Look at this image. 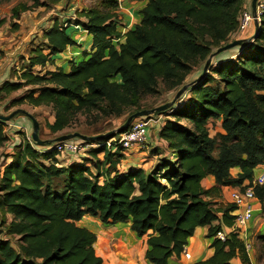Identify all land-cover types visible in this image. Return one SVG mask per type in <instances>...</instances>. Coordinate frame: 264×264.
I'll list each match as a JSON object with an SVG mask.
<instances>
[{
    "label": "trees",
    "instance_id": "trees-1",
    "mask_svg": "<svg viewBox=\"0 0 264 264\" xmlns=\"http://www.w3.org/2000/svg\"><path fill=\"white\" fill-rule=\"evenodd\" d=\"M121 2L99 0L76 16L62 13L46 22L41 43L28 45V54L23 48L0 95L32 87L11 106L51 108L54 120L46 128L54 136L79 115L97 121L145 109L142 103L161 87H184L215 50L255 32L253 22L241 32L242 12L251 13L246 0H147L140 22L124 33ZM77 31L91 36V49L83 52L90 58L72 60L66 72L55 57L78 47ZM215 59L218 65L187 90V100L147 117L171 115L150 127L166 143L152 148L159 159L150 171L123 168L124 150L105 145L112 138L88 142L102 146L87 154H62L27 136L15 144L9 122L0 121V264H104L97 235L78 225L86 216L109 225L131 222L132 232L147 237L151 264L183 257L199 227H208L215 250L200 264H250L240 231H231L236 205L216 208L212 198L221 188L252 186L264 164V14L250 43ZM214 122L222 132L212 135ZM234 168L241 170L238 177ZM209 176L216 186L207 190ZM255 193L264 217V185Z\"/></svg>",
    "mask_w": 264,
    "mask_h": 264
},
{
    "label": "rangeland",
    "instance_id": "rangeland-1",
    "mask_svg": "<svg viewBox=\"0 0 264 264\" xmlns=\"http://www.w3.org/2000/svg\"><path fill=\"white\" fill-rule=\"evenodd\" d=\"M97 1L99 0H61L60 2L55 3V0H39V1L0 0V63L4 64L2 67L4 73H7L8 76L10 77L8 72L9 71L11 72L14 68H16V65L20 66L19 64L22 62V57L20 56V53L22 52L23 48L26 47L27 49L26 52L28 54L30 51L28 45L32 44L36 46L41 43L42 33H43L42 27L46 22L51 21V19L52 20L55 19V16L57 14L63 13L65 15L76 16V13L78 11L80 12L84 8L87 9L92 7L93 5H95ZM121 1H122L121 7L123 8L124 0ZM24 5H27L28 8L27 11L22 10V7ZM15 10L20 11L18 18L14 17ZM121 10L122 9L120 8V11ZM129 11L134 13L132 9H129ZM243 14L244 12H242V15ZM122 16L123 18H125L124 14H122ZM123 18H122V22L124 21ZM253 24L256 27L254 22ZM69 32L73 34L71 30H69ZM88 36L89 35L86 34V37ZM89 37L91 39V36ZM233 41H231L230 43H232ZM87 45L88 44L86 43L84 47H87ZM73 49L75 52H78L77 49L79 48L73 47ZM80 56L81 57L77 59L74 56H73L74 58H72V56L68 57L65 54L64 55L65 59H60V56H56L55 58L57 59L55 60L58 63H60L61 67L65 68L66 72H69L70 61L76 59V62L80 63L90 58L89 56L83 55V51L80 52ZM216 57L213 58L207 74L210 73L212 67H216L218 65V63L216 62L217 60L215 59ZM26 64L27 62L21 66H25ZM205 64H202L196 69L195 73H193L187 79L186 84L191 83L192 81L196 80L198 77L202 75ZM35 71H37V69H35ZM17 76L19 75L17 74ZM31 88L32 87H23L22 89L13 92L8 96H6L5 94H1L0 95V107H2L1 113L2 115L8 116L17 109H22L24 111H27L32 116H34V118H36V120L39 122L40 124L39 133H40V138L42 140L54 139L61 135L73 134V133H81L89 137H96L102 134H107L116 131L118 128H120L132 115L131 114L129 116L128 114L121 118H107L97 121L94 117L79 115L73 126H71L69 129L65 130L60 134L52 136L50 135L49 131L46 128V123L50 121L52 117L53 112L51 108L42 107L41 109L36 110L35 107L29 105L27 102L21 105H17L15 107L11 106V102L13 100L19 99L23 94H26L29 89L31 90ZM180 89H178L177 91L169 92L165 90V88L161 87L160 93L157 97L154 98L149 97L146 101L142 103V108H145L143 110H147L146 108H151L152 106L159 107L164 104L172 102ZM189 96L190 94L187 91L184 92V94L179 98L177 103L181 105L184 102V100H187L189 98ZM169 114L170 112H168L167 114H163L162 116L155 115L152 118L157 119L158 117H161L162 121H166L171 116ZM17 117L15 118L16 120L23 118V120L26 123L24 124L23 123L24 121L21 120H18V122H16V120L13 119L15 122L13 120H12L13 123L9 122L8 123L9 125L6 126V130L10 132V135L13 139H16L17 137L22 139L25 138L26 136L28 138L31 137L33 133V124L31 120L23 114H20ZM172 121L176 122L175 120ZM10 124L12 125L10 126ZM18 130H20V134L19 132L17 133ZM219 130H220V126L218 125L217 122H214L212 126L211 134L215 135L217 132H221ZM153 131L154 129L152 130L150 129L149 136L153 134ZM119 136L120 134L116 135L112 139H119ZM11 142L12 141L10 140L7 144L12 146ZM139 152L140 151H138V154ZM124 154L128 156L130 153L129 151H124ZM147 154L150 155L151 151L148 152ZM122 165L124 166V162L122 163ZM133 167L134 166H132V168ZM262 171L263 170L261 168L258 167L256 168L255 179L261 174ZM55 185L61 186V181H57ZM231 192L232 189L229 190L227 193L229 195L230 200H231ZM253 205L255 209L260 206L258 202H254ZM78 225L90 229L97 235L98 241L96 244V252L100 257H102L104 264H123L122 262L123 260L121 259L123 258V256L119 255L120 246H118V242L119 240L125 239V240H129L128 244L130 245V247L133 244V241L132 242L130 241V231L127 226H122V228H120L118 224L117 225L104 224L98 218H94L90 216L84 217L78 223ZM248 231H249V238L251 241H252V236L255 235L253 240V251L251 252V258H254L255 264H264V245L261 239L259 238L260 237L259 234L264 235V217L262 216L261 212L254 213V217L252 221L248 223ZM205 238L208 241L211 240V238L202 237L203 240H205ZM208 241H206L207 244ZM202 243L203 241H201L200 246H203ZM209 248L207 250L210 255V253L212 252L211 250H213V248L211 246ZM136 254L138 255V252ZM126 264H136V263L135 261H131L128 259ZM235 264H243V263L240 260L237 261Z\"/></svg>",
    "mask_w": 264,
    "mask_h": 264
},
{
    "label": "crops",
    "instance_id": "crops-1",
    "mask_svg": "<svg viewBox=\"0 0 264 264\" xmlns=\"http://www.w3.org/2000/svg\"><path fill=\"white\" fill-rule=\"evenodd\" d=\"M250 3H251V13H252V0H246V6H249ZM146 4H147V0H124L123 1V8L120 6V8L122 9L120 13L121 15L124 14L125 16V18H123L124 21L121 23V25L125 27L124 33L128 29L134 28L137 22H140L139 12ZM129 9H132V11L135 14L130 12ZM126 12H129V13H126ZM245 12H248V11H245ZM254 33L255 32H253L252 29L248 30V32L246 33L247 37L244 39L252 37ZM74 39L78 42V45H77L79 48L77 49L78 52H75L72 47L69 50V52L66 53V56L68 57L72 56V58L76 57L77 59H79L81 57L80 52L82 51L84 52L86 50L91 49L92 40L90 39L89 36L88 37L81 36L78 31ZM86 43L88 45L87 47H84ZM64 55L65 54L58 55V56H60V59H65ZM56 64L57 66H60V63H58L57 61H56ZM3 65H4L3 63H0V85L6 80H8V74L4 73V70H2ZM35 108L37 110V109H41L42 107H35ZM1 109L2 107H0V114H2ZM18 120L24 121L23 118H20V119H17L16 122H18ZM53 120H54V115L52 113L50 122H53ZM23 123L25 124L26 122L24 121ZM11 125L12 124H10V126ZM219 131L222 132L221 128ZM149 135L150 134L148 132L147 141L143 146L134 147L129 150L130 154L128 156L127 155L125 156L126 160L124 162L123 168H130L134 166L133 168H140V169L142 168L145 171H150L153 168V166L156 165L159 159L158 156L151 155V154L149 155L147 153L150 152L152 148L156 146H159L161 148L166 147V143L162 140L157 139V129H154L153 134L151 136ZM14 140H15V144H18L19 137H17ZM138 151H140L139 154H138ZM1 152H2V149H0V153ZM258 168H261L263 170L261 166ZM231 173L234 177H238L239 174L241 173V170L239 168H234L231 170ZM204 185L207 190L215 187L216 186L215 178L212 176L207 177L204 181ZM231 189H240V188H233V187L221 188L218 194L215 195L214 198H212V201L215 203L216 208H220L221 206H228L232 204L231 200L229 199V195L227 194L228 191ZM259 207L256 208V213L261 212ZM118 226H120V228H122V226H127L130 231V241L131 242L133 241V244L131 247L128 244L129 240L122 239V240H119L118 242V246H120L119 255L123 256V258H121L123 260L122 261L123 264H126L128 259L131 261H135L136 264H151L145 258L146 252L149 249V246L147 244V237L139 238L134 232H132L131 222L121 223V224H118ZM208 231H209L208 227H199L196 229L194 236L189 239L188 245H187V251L191 254L190 260L183 258L184 256L181 257L180 259L172 258L169 264H200L201 262H204L210 259L214 255L213 253H215V250L214 249L211 250L212 252L209 255L207 249L212 245L214 239L211 238V240L209 241L206 240V238L205 240L202 239V237H208ZM201 241H203L202 243L203 246H200ZM206 241H208V244L206 243ZM137 252H138V255L136 254ZM237 261H240V259H236L234 262L236 263ZM250 264H255V260L254 258H251V256H250Z\"/></svg>",
    "mask_w": 264,
    "mask_h": 264
},
{
    "label": "built area",
    "instance_id": "built-area-1",
    "mask_svg": "<svg viewBox=\"0 0 264 264\" xmlns=\"http://www.w3.org/2000/svg\"><path fill=\"white\" fill-rule=\"evenodd\" d=\"M263 14L264 0H259L257 3V16L260 25L261 16ZM251 22H254L253 14L244 12L241 22V32L244 31ZM147 117H142L141 119L134 120L130 127L125 132L120 134L119 139L109 140L105 143V145H107L108 148L118 147L123 149L124 151L130 150L134 147L143 146L147 141L150 127L154 124H157L161 120V118L153 119ZM101 146L102 144H89L86 141L74 139L64 142H58L46 148H49L48 150L50 151H56L62 154L67 153L73 155H83L87 154L90 150H94ZM261 167L263 168V173H261L256 179H254L252 186L246 185V187H244V190L232 189L231 192V203L236 205L237 207V210L233 213L235 216V221L234 226L231 228V231H240V235L242 236V240L245 242L246 251L249 257L251 256V252L253 251V244L248 236V223L252 221L254 213L256 212V209L253 205L254 202H258L260 204V201L258 200L255 193V187L264 185V164ZM259 208L261 210V204ZM217 237L218 239L225 241L226 232H218ZM183 256L187 260L191 259V254L187 251V246L184 248Z\"/></svg>",
    "mask_w": 264,
    "mask_h": 264
},
{
    "label": "water",
    "instance_id": "water-1",
    "mask_svg": "<svg viewBox=\"0 0 264 264\" xmlns=\"http://www.w3.org/2000/svg\"><path fill=\"white\" fill-rule=\"evenodd\" d=\"M258 1L259 0H252V14L254 17V23L256 25L255 33L253 34L252 37L247 38V39H238V40H235L234 42H232L226 46L219 48L207 60L202 75L200 77H198L196 80H194L191 83L186 84L184 87H182L172 102L164 104V105L156 107V108H153V109H150V110H142V111H139V112L132 114L127 119V121L120 128H118L116 131H113V132H110L107 134H102V135H99L96 137H89V136L83 135L81 133H73V134L61 135V136L56 137L54 139L42 140L40 138V133H39V131H40L39 122L36 120V118H34V116H32L27 111H24L22 109H17L15 111H13L8 116L0 114V121L11 122L13 119H15L20 114L27 116L33 124V133H32L31 138L37 146H41V147H49V146H52L58 142H64V141H69V140H74V139H80V140H83L86 142H96V141H100V140H104V139L113 138L117 134L123 133L126 129H128L134 120L142 118V117L151 116L156 112H164V111L171 109L174 105H176L177 101L184 94V92H186L192 85L198 83L199 81H201L205 77L214 57H216L218 54H220L224 51H227L229 49H232L234 47L242 46L244 44L250 43L255 38L258 30L261 28V25H260V22H259L258 16H257V3H258Z\"/></svg>",
    "mask_w": 264,
    "mask_h": 264
}]
</instances>
